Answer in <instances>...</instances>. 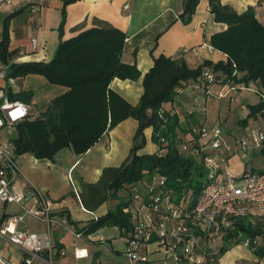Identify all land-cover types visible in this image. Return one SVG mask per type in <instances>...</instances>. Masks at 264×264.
<instances>
[{
  "label": "crops",
  "instance_id": "1",
  "mask_svg": "<svg viewBox=\"0 0 264 264\" xmlns=\"http://www.w3.org/2000/svg\"><path fill=\"white\" fill-rule=\"evenodd\" d=\"M64 1L0 0V42L5 20L10 15H15L7 30L8 52L11 53L10 60L13 64L49 63L60 42L85 30L107 24L125 34L126 43L121 62L134 64L140 73V78L134 81L115 78L109 87L135 107L144 92L143 77L159 57L182 60L190 69H196L206 61L213 64L226 61V56L222 53L200 48L203 42L209 43L212 34L226 29L225 25L214 22L209 13L208 0H198L195 12L187 23L180 19L183 0H78L66 5ZM261 1L221 0L223 5H228L238 14H242L249 6H257L259 2L256 14L264 22ZM32 39L38 42L35 50L31 47ZM0 87L9 88L15 95L31 92L32 98L27 105L35 114L67 92L66 88L52 85L44 77L35 74L8 81L0 79ZM188 90L190 91L187 93ZM205 100L206 97L200 91L189 86L182 87L176 99L164 104L163 108L177 116L179 128L183 129L190 127L201 117L199 111ZM239 127V124L235 127L237 131ZM137 128L138 122L127 118L106 132L100 141L82 155H76L70 148L58 151L50 161L36 159L30 154L16 155L14 186L25 193L26 206L37 207V201L51 202V215L55 218L65 217L70 223L68 229L60 226L50 229L54 250H64L65 255L61 257L55 254L49 259L47 252H41L32 264H127L124 256L126 242L117 226H102L95 232L82 233L87 225L95 221V217H104L114 210L121 199H110L97 209L89 211L82 205L81 196L84 185L96 184L102 178L104 170L117 169L125 162L133 146ZM143 134L145 145L137 154L155 153L157 145L151 141L152 128L145 129ZM242 165L234 157L230 162L231 170L237 174L241 172ZM70 181L78 191L80 203L75 198ZM120 196L118 193L119 198ZM18 213L19 206L7 204L0 219L2 221L7 216ZM18 228L32 233L47 231L43 222L30 216H26L24 223ZM74 232L81 234V237L75 238ZM75 249L85 250L87 256L76 259L73 254ZM26 258L27 253L22 248L9 243L0 235V259L11 264H24ZM248 263L264 264V260H258L251 250L240 245L228 250L219 262Z\"/></svg>",
  "mask_w": 264,
  "mask_h": 264
},
{
  "label": "trees",
  "instance_id": "2",
  "mask_svg": "<svg viewBox=\"0 0 264 264\" xmlns=\"http://www.w3.org/2000/svg\"><path fill=\"white\" fill-rule=\"evenodd\" d=\"M76 1L65 0L64 5ZM197 5L198 0H183L182 22L190 21ZM257 7L259 2L238 14L228 5H223L221 0H208L214 22L226 26L225 30L210 36L209 45L225 55L226 61L214 64L206 61L196 69H190L182 60L159 57L143 77L144 92L135 107L109 87L115 78L133 81L140 78L134 64L121 62L124 33L107 24L99 25L60 42L49 63L17 65L10 60L7 34L10 20L15 15L7 17L0 42V63L7 66L5 81L35 74L52 85L67 89L43 111L37 114L30 112L25 121L16 125L13 139L16 155L30 154L36 159L50 161L63 148L82 155L123 120L133 118L138 122L128 158L119 168L104 170L96 184L84 185L81 201L85 209L93 211L110 199L117 200L121 190L125 195L114 210L87 225L82 233L95 232L102 226L128 227V214L124 209L129 191L137 183L145 182L150 175L164 176V189L171 191L177 200H193L199 196L205 171L195 158L181 150V146L206 144V140L191 130L200 123L201 117L190 127L180 129L174 113L164 111L160 117L158 112L164 104L176 99L182 87L203 83V72L207 68H211L221 84L231 82L247 86L258 83L257 94L260 98L264 96V22L257 17ZM234 72L236 75L232 76ZM5 90L10 100H21L26 105L30 103L31 92L15 95L9 88ZM262 108L264 103L261 99L258 105L250 106L247 118L238 122L239 128L245 129ZM147 128H152L151 141L159 149L152 154L138 155L137 152L145 145L143 132ZM160 149L164 152L161 153ZM258 153L264 158V143ZM239 235L250 239L262 236L264 224L237 221L234 230L224 237L222 256L239 245ZM253 254L258 260H264V246L255 249Z\"/></svg>",
  "mask_w": 264,
  "mask_h": 264
},
{
  "label": "built area",
  "instance_id": "3",
  "mask_svg": "<svg viewBox=\"0 0 264 264\" xmlns=\"http://www.w3.org/2000/svg\"><path fill=\"white\" fill-rule=\"evenodd\" d=\"M126 43V40H125ZM36 39L31 47L37 49ZM201 49L211 50L208 42ZM7 66L0 63V79L5 80ZM202 82L189 86L207 97L210 86L218 85L219 98L234 90L253 89L244 84H221L216 74L207 68ZM236 72L232 76H235ZM257 92V91H256ZM5 88L0 87V218L7 204L19 206L20 213L0 219V235L27 253L24 264H32L39 253L47 252L49 259L55 254L63 257L64 250L55 251L50 229L60 226L68 229L65 217L51 215V202L37 201V207H27L26 195L14 186L17 172L16 153L13 145L16 125L25 121L30 114L28 105L9 99ZM264 103V96H261ZM163 106L158 112H164ZM200 123L192 127V133L206 144L193 147L183 144L181 150L203 167L206 177L200 194L195 199H179L165 190L166 179L157 174L150 175L145 182L134 185L126 199L124 212L128 214V227L120 232L125 239L124 252L127 264H218L222 257L224 237L235 228L237 221L254 223L264 218V172L253 170L250 155L258 153L264 143V108L250 120L245 129L235 134L220 127H205L204 106L200 109ZM14 131V134L12 133ZM2 132L9 141L2 140ZM160 142L163 144V140ZM159 147L157 148V150ZM164 152V149H160ZM239 159L243 165L239 174L230 168V162ZM71 182V181H70ZM75 198L80 203L77 189L71 182ZM81 209L83 207L80 205ZM30 216L47 226L44 233H32L18 226ZM98 218L95 217V220ZM75 238L81 234L74 232ZM239 245L252 252L264 246V235L248 238L239 235ZM76 259L87 256L85 250L73 251ZM3 264H11L2 259Z\"/></svg>",
  "mask_w": 264,
  "mask_h": 264
},
{
  "label": "rangeland",
  "instance_id": "4",
  "mask_svg": "<svg viewBox=\"0 0 264 264\" xmlns=\"http://www.w3.org/2000/svg\"><path fill=\"white\" fill-rule=\"evenodd\" d=\"M260 7L264 9V0L261 1ZM253 89H259L260 85L258 83H250ZM220 87L218 85H212L209 88L205 104L204 110V126L205 127H220L225 131H231L233 134L237 132L235 127L238 126L239 120H244L247 118L249 114V107L258 105L260 102V97L255 90L246 89V90H234L229 93L228 96L224 98L218 97V92ZM190 90L187 91V93ZM203 96V94H202ZM30 111L31 108L29 107ZM32 112V113H33ZM5 132H2V140L9 141V137H5ZM14 134V131L12 132ZM251 166L254 168L253 170L264 172V158L260 156L259 153H254L252 155ZM120 200L123 195H125L124 191H120ZM255 223L264 224V218H256ZM220 262V261H219ZM219 264V263H218ZM252 264V263H248Z\"/></svg>",
  "mask_w": 264,
  "mask_h": 264
},
{
  "label": "water",
  "instance_id": "5",
  "mask_svg": "<svg viewBox=\"0 0 264 264\" xmlns=\"http://www.w3.org/2000/svg\"><path fill=\"white\" fill-rule=\"evenodd\" d=\"M29 198V197H28Z\"/></svg>",
  "mask_w": 264,
  "mask_h": 264
}]
</instances>
